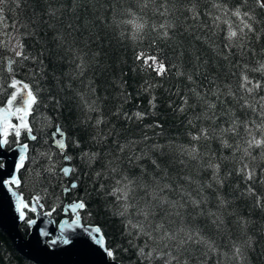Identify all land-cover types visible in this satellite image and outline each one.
<instances>
[{
	"label": "trees",
	"instance_id": "1",
	"mask_svg": "<svg viewBox=\"0 0 264 264\" xmlns=\"http://www.w3.org/2000/svg\"><path fill=\"white\" fill-rule=\"evenodd\" d=\"M214 3L232 10L242 6V12L251 10L255 19L248 23L255 31L225 48L228 24L223 21L227 19L238 28L240 20L213 7ZM162 4L165 0H148L147 7L145 0H20L19 7L16 0H7L3 5L0 39L6 42L0 45V104L10 94L9 75L28 84L38 101L29 121L37 139L30 144L19 191L25 200L39 193L46 210L56 209L54 218H60L63 200H82L86 205L81 213L83 222L101 229L119 264H165L168 252L178 257L179 264H264V153L254 147L250 156L244 155L249 137L242 124L249 122L256 131L250 122L259 123L261 117L259 109L254 113L251 108H241L245 99L254 104L264 96V87L251 95L240 87L243 75L264 85V72L253 71L264 64V8L255 0H167L168 12L162 16ZM193 4L196 17L188 11ZM216 16L221 20L214 23ZM136 23L145 25L141 32L135 30ZM161 24L165 28H160ZM12 36H19L28 60L15 57L9 50L7 41ZM142 53L163 62L164 73L157 75L143 59L138 60ZM7 55L15 59L10 74L5 65ZM81 60L82 73L77 67ZM85 101L96 110L89 111ZM209 103L215 108H209ZM97 119L102 120L98 126ZM233 120H240L237 132L221 133ZM57 125L66 135L63 155L71 157L72 170L66 179L59 172L63 155L49 145L50 131ZM202 129H207V139L201 135ZM256 135L261 138L258 131ZM101 136L104 139L98 143ZM193 136L200 139L193 140ZM8 139L9 145L14 143L13 136ZM119 145H127L122 153ZM193 147L197 149L195 159L188 154ZM82 153L98 156L89 162ZM116 156L120 159L112 166H118L119 171L112 173L108 161ZM130 156L138 159L130 163ZM49 162L55 164L53 172L46 171ZM210 164L219 165V180L213 178ZM244 164L250 169L243 174L239 169ZM252 169L255 177L246 180ZM123 176L137 186L147 185L157 191L168 185L160 195L184 207L165 204L157 208L153 222L163 223L169 232L181 228L198 231L215 250L197 244L177 252L175 242L165 248V242L137 236L135 229L129 235L124 228L126 221L115 214V197L109 194L115 180ZM71 181H76L77 187L64 198L62 188ZM136 196H144L142 187ZM192 200L200 203L193 204ZM177 211L180 216L175 215ZM130 212L133 222L142 219L135 215V209ZM217 216L222 223L212 222ZM236 247L241 249L240 256ZM140 248L145 253L155 251L146 258L138 254ZM1 249L7 254L4 258L29 264L17 261L10 243L0 233Z\"/></svg>",
	"mask_w": 264,
	"mask_h": 264
},
{
	"label": "snow or ice",
	"instance_id": "2",
	"mask_svg": "<svg viewBox=\"0 0 264 264\" xmlns=\"http://www.w3.org/2000/svg\"><path fill=\"white\" fill-rule=\"evenodd\" d=\"M7 3V0H0V22L4 20L3 16V5ZM20 0H16V5L19 7ZM148 0H145V7H147ZM256 5H258L260 8H264V0H255ZM167 0H165V4H162L161 7L164 8L163 12H160L159 14L164 16L168 12L167 8ZM213 7L225 12L229 13L232 16H235L237 19L240 20V25L238 28H234L233 25L225 19L223 22L228 24L227 34L225 36V40L227 43L224 45L225 48H231L233 46V42L236 40L243 41L245 38H247L248 33L254 32L255 29L251 23H248L249 20H254L255 16L252 14L251 10L243 11L241 10L242 6H236L234 10L228 9L226 6H222L220 4H213ZM159 11V9H157ZM189 12L192 13L193 17L197 16L195 5L188 9ZM247 18V19H245ZM221 17L216 16L214 18V23L217 21H220ZM15 27V25H13ZM145 25L143 23H136L134 24V28L137 32H141L144 29ZM155 25H153V28L155 30ZM160 28H165L164 24L159 25ZM168 27H171V25H168ZM217 27L219 25L217 24ZM247 29V31H245ZM164 36H167L168 33L165 31L163 33ZM10 45V51L14 52L15 57L17 58H23L24 60H28L29 57L24 54L23 52V43L21 42L19 36H12L9 41L7 42ZM5 41L0 40V45H4ZM32 59H35V57H32ZM137 59H143L145 66L152 67V70L156 71L157 75H162L164 71L166 70L164 67L163 62H160L157 60L156 57L152 56H144L142 53L141 55L137 56ZM149 61H151V65H149ZM15 63L14 60H10L9 64ZM42 63V62H41ZM78 68H80L81 73L83 72L84 68V62L81 60V63L77 65ZM245 67H247L245 65ZM11 71V68L9 69ZM253 71H260L264 72V64H260L259 68L253 69ZM191 79V77H189ZM21 85V82L16 80L14 77L11 81V84L9 87L17 89L16 91L12 92L10 97L6 101L5 108H0V121L3 122V127L0 128V149H4L9 145V135H14L16 137L15 143H20V137H21V131H26L28 134V139L30 140H36L37 137L32 134V127L28 122V117L32 114L33 106L38 103L37 96L34 94V92L31 90L30 86L28 84H22V88L19 87ZM241 89H243L246 93L249 95L256 92V90L260 89L261 87H264V85L261 84L260 81L253 82L248 78L247 75L242 76V83L240 85ZM94 91V90H93ZM229 95H232L231 92L228 93ZM199 95V94H198ZM81 99H84L83 96ZM241 99H244L241 97ZM88 110L89 111H95L96 109L91 104H87V101H85ZM187 103V101H185ZM207 103V102H206ZM14 104H18L20 106H17L13 108ZM209 108H215L214 104L209 103ZM248 107L251 108L252 111L255 113L259 109V116L261 117V122L256 123L255 120L251 121V124H255L256 131L260 133L261 138H257L256 131H254L250 126L249 122H243V127L245 132L248 135V139L245 141L247 144V147L243 149L245 156H250V149L252 148H261L262 153H264V96L259 97V99L253 104L249 103L246 99L244 100V103L241 105V108ZM183 110V109H181ZM15 115L18 123L12 124L10 120L8 119L9 116ZM137 117L139 118L141 114L137 113ZM102 123L101 119H97L96 125H100ZM240 126V122L237 120H233L232 124L228 128H222L221 133H236L238 127ZM201 135H203L207 139V129L201 130ZM93 139H97V137H93ZM104 137L101 136L97 140V142L103 141ZM193 140H199L200 136H193ZM53 143L56 147L63 150L66 148V143L63 138V132L59 127H56L55 132L52 135ZM226 147H231V145H228L226 141L223 142ZM78 146V145H77ZM127 145H119V150L122 153ZM28 148L27 144H23L20 146L19 149V155L14 162L13 170L8 175H4V171L7 169L8 165L5 162V159L3 156H0V187H3L5 190L9 192L11 197L14 198V207L16 212L18 213V216L21 220H25L27 213H37L41 212L44 209V205L41 203V196L39 193L33 195L30 200H25L17 191V189L21 186V177L20 173L21 170L25 168V162H26V155L25 152ZM240 145L237 143L236 149L239 150ZM196 152L197 149L195 147L191 148V150L188 152V154L195 159L196 158ZM61 155H63V152H61ZM98 156V153H82V158H87L89 162L95 160ZM64 160L70 161L71 157L63 155ZM49 161H51V156L48 157ZM120 159L119 156L114 157L113 160L108 161V168L112 173H117L119 171L118 166L113 167L112 165L115 164ZM132 159H138V157H129V162L131 163ZM252 159H256V157H252ZM209 167H212L214 169L213 178L219 180L216 173L219 170V165H212L210 164ZM55 168V164H51V166L46 167V171L53 172ZM249 168L248 164H244L242 168L239 169L240 173H243L246 169ZM61 173L64 176H68L70 169L67 167L62 168ZM97 177L101 175L100 172H97L95 174ZM256 175L255 169L249 170L247 172V175L245 176L246 180H252ZM115 185L110 195L115 197V201L117 204L114 206L115 208V214L124 219L126 222L124 223V228L128 232L129 235L132 234L131 229L136 230V235H144L148 237V239L157 241V242H165L164 247H169L170 242H175L176 244V251L179 252L182 248H184L186 245H197V244H203L207 246L210 250H215L212 242L205 239L203 235H200L198 231H185L183 228L169 232L163 223H154L153 219L156 215L157 208L162 207L163 205L167 204L170 208H177V207H184L183 204H181L179 201H170L167 197L161 196L160 193L163 192L164 188H167L168 185H164L162 188H159L157 191L156 189H150L147 185L137 186L134 181L129 180L127 176H123L119 179L115 180ZM77 184L72 183L69 187H66L64 189L65 192L69 191V188H76ZM101 188H104V185L101 184ZM138 187H142L144 189V196L137 198L136 193ZM45 191H47L45 189ZM202 191V189H201ZM248 192L251 194L253 192V189L251 187L248 188ZM150 198V199H149ZM143 201V204L141 206L140 201ZM193 204H199L200 201L192 200ZM221 203L223 204L224 201L221 200ZM261 204L260 198H257V205L259 206ZM86 205L85 203L80 201H75L71 205L72 211L75 213L78 209L83 210L85 209ZM131 209H135V215L137 217H142V219H138L135 222L131 219L132 212H130ZM56 209L52 208L48 211H42V214L45 217H49L55 212ZM167 215H171V213H167ZM175 215L180 216L181 213L177 211ZM209 215H214L213 213H209ZM217 220H220L222 223L220 217H216V220H213V223H216ZM27 223L31 226L36 224L35 219H27ZM72 225L75 227H79V223L76 218L72 220ZM84 232L87 233L88 238L94 242L97 246H100L106 255L109 258L115 259L113 250L107 248L105 246V239L104 236L101 233V229L99 227H88L83 229ZM66 229L63 225V222H61L60 232L59 236L56 238L51 239L48 241L51 245H56L57 243H63V244H69L71 243V240L66 237L65 235ZM153 233H156L157 235H153ZM180 233H184L183 236L180 235ZM41 235L42 236H49L50 234L45 231L44 229H41ZM147 246V245H145ZM155 249H153L150 252L145 253L144 248H140L139 255L145 256L146 258H151L153 255V252ZM237 256L241 255V249L240 247H236L235 249ZM163 255V253L161 254ZM168 259L165 261V264H172L173 261H176V264H179V259L177 256L172 255L171 252L167 253Z\"/></svg>",
	"mask_w": 264,
	"mask_h": 264
},
{
	"label": "water",
	"instance_id": "3",
	"mask_svg": "<svg viewBox=\"0 0 264 264\" xmlns=\"http://www.w3.org/2000/svg\"><path fill=\"white\" fill-rule=\"evenodd\" d=\"M10 60L11 59L7 60L8 70ZM20 82L21 85L19 87L22 88V84L25 83L22 81ZM12 89L13 92L17 90L15 88ZM5 106L0 108H5ZM17 106L20 105L14 104L13 108ZM0 115H2V113H0ZM12 117L16 116H9L8 119L11 120ZM3 126V122L0 121V128ZM21 145L23 144H18L9 150H6V148L0 149V156L4 157L5 162L8 165L3 173L4 175H8L12 172ZM52 145L56 149L61 150L56 147L53 142ZM27 151L28 148L25 155L27 154ZM67 168L69 167L67 166ZM71 205L72 203L65 205L64 213L67 214V210L70 211L73 215V219H77L79 227L72 225L73 219L71 221L68 219H62L56 227L54 221L50 217H45L42 212H37L35 213L36 224L31 226L28 224L30 226V232L28 236L24 238L19 230V226L23 220L19 218L18 213L15 210L14 198L11 197L7 190L0 187V230L6 235L14 250L20 256L34 264H118L115 261L109 260V257L104 250L88 238L87 233L84 232L83 229L90 226H83L81 224L80 218L77 214L79 209L74 213L71 209ZM61 222H63L66 229L65 235L71 240V243L63 244L61 242L56 245H51L48 241L59 236ZM41 229H44L50 235L47 237L42 236Z\"/></svg>",
	"mask_w": 264,
	"mask_h": 264
},
{
	"label": "bare ground",
	"instance_id": "4",
	"mask_svg": "<svg viewBox=\"0 0 264 264\" xmlns=\"http://www.w3.org/2000/svg\"><path fill=\"white\" fill-rule=\"evenodd\" d=\"M147 13V12H146ZM253 13V12H252ZM150 14H152V13H150ZM111 15V14H110ZM155 16V15H154ZM157 16V15H156ZM190 17V16H189ZM155 19H157V18H155ZM189 19V18H188ZM264 19V18H263ZM102 22H103V20H102ZM187 22V21H186ZM192 22V21H191ZM190 23V22H189ZM250 23V22H249ZM176 24V23H175ZM204 24V23H203ZM107 25V24H106ZM122 25V24H121ZM182 25V24H181ZM226 25V24H225ZM2 27V26H1ZM152 27V26H151ZM177 27V26H176ZM175 27V28H176ZM182 27V26H181ZM225 27V26H224ZM5 28V27H4ZM119 28H120V26H119ZM174 28V27H173ZM172 28V29H173ZM205 28V27H204ZM172 29H171V31H172ZM228 29V28H227ZM203 30V29H202ZM4 31H5V29H4ZM152 31V30H151ZM184 31V30H183ZM211 31V30H210ZM177 32H179V31H177ZM1 35H2V32L0 33ZM198 34V33H197ZM182 35V34H181ZM207 35V34H206ZM179 36V35H178ZM253 37V36H252ZM5 38V37H4ZM225 38V37H224ZM158 39V38H157ZM1 40V39H0ZM3 40V39H2ZM251 40V39H250ZM8 41H9V39H8ZM7 41V42H8ZM239 41V40H238ZM255 41V40H254ZM6 42V41H5ZM207 42V41H206ZM258 42V41H257ZM237 43H239V42H237ZM263 44V43H262ZM163 45V44H162ZM225 45V44H224ZM238 45V44H237ZM245 46V45H244ZM6 47V46H5ZM235 47V46H234ZM201 48V47H200ZM169 49V48H168ZM235 50V48L233 49V51ZM2 51V49H1V46H0V52ZM3 51H6V48L5 49H3ZM167 51V50H166ZM170 51V50H169ZM232 51V50H231ZM237 51V50H236ZM3 53V52H2ZM167 53V52H166ZM192 53V52H191ZM233 53V52H232ZM7 54V53H6ZM3 55V54H2ZM5 55V54H4ZM2 57V56H1ZM182 57V56H181ZM5 65H6V61L8 60V59H12L13 60V56L12 55H7L6 57H5ZM186 59V58H185ZM168 60V59H167ZM169 60H171V59H169ZM173 60H176V58L175 59H173ZM182 60H184L183 58H182ZM188 60V59H187ZM14 61H15V59H14ZM17 61V60H16ZM20 61V60H19ZM18 62V61H17ZM184 62V61H183ZM188 62V61H187ZM204 62V61H203ZM202 62V63H203ZM207 63V62H206ZM176 64V63H175ZM183 64V63H182ZM18 65H20V63H18ZM179 64H177V66H178ZM176 66V67H177ZM3 67V66H2ZM16 68V67H15ZM21 68V67H20ZM180 68V67H179ZM20 70V69H19ZM24 70V69H23ZM2 72V71H1ZM5 72V71H4ZM264 74V73H263ZM261 75V74H260ZM263 77H264V75H263ZM7 80V79H6ZM21 80V79H20ZM231 85V84H230ZM210 86V85H209ZM3 87V86H2ZM5 87V86H4ZM6 93V92H5ZM262 93V92H261ZM6 95V94H5ZM7 96V95H6ZM222 96V95H221ZM209 98V97H208ZM5 99V98H4ZM227 99V98H226ZM249 99V98H248ZM215 102V101H214ZM200 106V105H199ZM206 108V107H205ZM217 109V108H216ZM36 114V113H35ZM233 114V113H232ZM256 117V116H255ZM38 119V118H37ZM204 119V118H203ZM252 120V119H251ZM261 120V119H260ZM240 121V120H239ZM247 121V120H246ZM257 121V120H256ZM127 122V121H126ZM229 122V121H228ZM197 123V122H196ZM213 123V122H212ZM260 123V122H259ZM208 124V123H207ZM243 124V123H242ZM252 125V124H251ZM56 127H60L59 125H57V126H55V130H56ZM219 128V127H218ZM53 129V130H54ZM131 129V128H130ZM213 129V128H212ZM216 129V128H215ZM50 131L51 133H50V136H52L53 135V133L55 132V130L54 131ZM235 136V135H234ZM157 139V138H156ZM66 142H67V140H66ZM49 145H51V144H49ZM191 146V145H190ZM36 147V146H35ZM218 147V146H217ZM32 148V147H31ZM190 148V147H189ZM226 148V147H225ZM241 150V149H240ZM256 150V149H255ZM258 150V149H257ZM256 150V151H257ZM254 151V150H253ZM189 152V151H188ZM52 153V152H51ZM258 153H259V151H258ZM56 154V153H55ZM199 154V153H198ZM253 155V154H252ZM45 156V155H44ZM58 156V155H57ZM214 156V155H213ZM233 157V156H232ZM55 158V157H54ZM60 158V157H59ZM230 158V157H229ZM56 159V158H55ZM252 159V158H251ZM51 160H52V158H51ZM238 160V159H237ZM253 160V159H252ZM262 160V159H261ZM235 161V160H234ZM55 162V161H54ZM56 162H58V161H56ZM127 162V161H126ZM182 162V161H181ZM251 162V161H250ZM50 164H51V162H49ZM234 163V162H233ZM252 163V162H251ZM260 163V162H259ZM222 165V164H221ZM259 165V164H258ZM238 166V165H237ZM252 167V166H251ZM59 168V167H58ZM259 168V167H258ZM60 169V168H59ZM58 169V170H59ZM250 169V168H249ZM55 170V169H54ZM232 172H233V170H232ZM235 172V171H234ZM237 172V171H236ZM256 172V171H255ZM55 173V172H54ZM54 173H53V175H54ZM244 174V173H243ZM76 176V175H75ZM87 176V175H86ZM56 177V176H55ZM238 177H239V175H238ZM58 178V177H57ZM78 180V179H77ZM236 180V179H235ZM76 182V181H75ZM77 184V183H76ZM73 191V190H72ZM76 191V190H75ZM221 193V192H220ZM36 194V193H35ZM230 196V195H229ZM246 197V196H245ZM72 198V197H71ZM70 198V199H71ZM64 199V198H63ZM74 199V198H73ZM66 200V199H65ZM49 201V200H48ZM64 201V200H63ZM69 201H71V200H69ZM46 203V202H45ZM48 205V204H47ZM49 210V209H48ZM261 213V212H260ZM57 217V216H56ZM59 218V217H58ZM203 219V218H202ZM85 223V222H84ZM144 239V238H143ZM134 258V257H133Z\"/></svg>",
	"mask_w": 264,
	"mask_h": 264
},
{
	"label": "flooded vegetation",
	"instance_id": "5",
	"mask_svg": "<svg viewBox=\"0 0 264 264\" xmlns=\"http://www.w3.org/2000/svg\"><path fill=\"white\" fill-rule=\"evenodd\" d=\"M6 60V59H5ZM1 233V232H0ZM4 236V235H3ZM5 237V236H4ZM6 238V237H5ZM7 239V238H6ZM0 264H18V263H16V262H13V259L12 258H8V256H7V258H4V256H6L7 254L5 253V251L4 250H2L1 249V251H0ZM17 255V254H16ZM16 258H17V261H22L19 257H18V255L16 256Z\"/></svg>",
	"mask_w": 264,
	"mask_h": 264
}]
</instances>
